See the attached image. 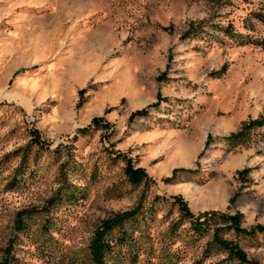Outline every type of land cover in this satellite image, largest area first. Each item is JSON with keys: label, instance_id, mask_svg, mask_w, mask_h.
I'll return each mask as SVG.
<instances>
[{"label": "rangeland", "instance_id": "1", "mask_svg": "<svg viewBox=\"0 0 264 264\" xmlns=\"http://www.w3.org/2000/svg\"><path fill=\"white\" fill-rule=\"evenodd\" d=\"M257 13L264 0H0V259L89 264L93 229L141 193L144 205L155 194H179L194 215L239 211L241 226L264 224V124L242 144L222 139L264 118V48L222 31L264 39ZM197 22L200 30L184 35ZM156 96L165 100L127 120ZM93 116L110 133L93 128L72 140ZM33 129L49 149L70 144L76 167L64 178L77 193L17 231L15 212L42 206L61 184L56 163L44 149L34 155L35 147L13 177ZM116 151L153 183L129 185L123 163L108 161ZM173 168L195 172L162 182ZM175 216L157 204L126 225L109 264H195L208 236L189 242L180 228L170 231ZM242 247L264 264V248ZM222 256L210 249L201 261Z\"/></svg>", "mask_w": 264, "mask_h": 264}, {"label": "trees", "instance_id": "2", "mask_svg": "<svg viewBox=\"0 0 264 264\" xmlns=\"http://www.w3.org/2000/svg\"><path fill=\"white\" fill-rule=\"evenodd\" d=\"M255 17L264 25V14H254ZM200 23H191L186 29L184 35L191 31L194 35L200 30ZM224 35L236 40L240 45L254 44L264 48V39L252 37L248 34H239L224 27L222 29ZM82 90V89H81ZM79 90V92H81ZM164 97L156 96L154 102L145 105L144 107L131 111L127 120L135 117H145L148 115V109L156 107ZM264 124V118H253L241 124L240 128L224 136L222 139L228 145H239L249 140L250 130L259 128ZM102 129L104 133H110L108 122L104 121L102 117L93 116L86 126L76 128V133L71 137L75 139L76 135H86L90 129ZM29 141L19 151V163L14 167L15 176L23 169L25 165L26 154L30 152L31 147H35L34 155L39 154L42 149L47 151L46 156L57 165V179L61 184L54 189L53 195L48 197L42 206L29 207L17 210L13 217L14 229L22 231L25 227V221L33 216H41L42 219H47V214L50 208L56 206L64 198H72L77 193L76 186L66 182L65 171L76 167L70 151V144L56 145L49 149L48 145L43 144L40 140L36 130H31ZM208 139L205 140L206 143ZM38 150V151H37ZM18 151H15L18 152ZM10 154V153H8ZM6 155V154H5ZM108 161L111 163L119 160L123 163L122 175L125 181L131 186L141 185L144 189L148 183H153V179L146 173L143 167L134 166L129 156L122 152L116 151L113 154L107 155ZM75 165V166H74ZM177 172L194 173L195 170H188L185 168H173L168 177H163L160 180L168 183L177 178ZM239 174L243 170L238 171ZM12 180L9 181V183ZM118 190V189H116ZM121 195L120 192H117ZM157 204H167V211L175 208L176 216L169 224L170 231L175 232L181 229L184 238L189 242H195L202 237L208 236L204 242L202 249V256L206 255L210 249H215L223 256L215 262L206 264H260L256 260L249 258L246 255L242 246L247 247H262L264 248V224H253L248 227L241 226L242 213L234 211L233 213H226L217 210H202L197 214H192L187 206L186 201L179 195L173 194L171 196H164L155 194L144 205L143 193L139 194L138 200L130 208L113 213L110 217L103 219L97 225L89 238L86 246V251L89 259V264H109L112 261V240L123 238L126 235V225H136L142 222L146 216H151ZM196 260L195 264H202V259ZM114 262V261H112ZM9 260L3 256L0 259V264H9ZM115 264V263H114Z\"/></svg>", "mask_w": 264, "mask_h": 264}]
</instances>
